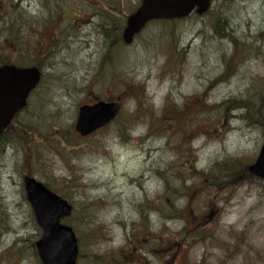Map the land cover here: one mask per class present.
<instances>
[{"label":"rangeland","instance_id":"obj_1","mask_svg":"<svg viewBox=\"0 0 264 264\" xmlns=\"http://www.w3.org/2000/svg\"><path fill=\"white\" fill-rule=\"evenodd\" d=\"M132 2L138 0H62L64 13H59L38 35L37 48L46 51L34 55L33 49L27 47L20 54L26 58L25 64L42 69L44 80L30 100V107L20 114V122L11 130L14 144L0 153V191L9 194L18 207L11 212L4 208L7 214L1 213L0 264H41L34 248L40 230L35 227L31 209L20 191L21 174L25 175L27 167L41 182L58 181L66 189L67 199L75 205L76 210L65 223L76 227L83 238L81 263L99 264L113 252L121 253L119 249L125 248L128 240L126 235L132 234L131 227L139 222L142 232L147 224L143 213L150 216L153 232L166 227L175 233L188 228L190 232L198 225V218L204 223L210 218L209 210L216 206V227L208 237L212 239L192 246L184 232L174 239L175 258L181 252V257H185L180 245H185L188 238L189 264H264V184L260 179L250 180L228 197L230 190L217 186L213 170L215 164L217 170L232 158L243 159L247 167L254 164L264 143V126L257 125L258 116L252 122L232 119L234 113L239 115L241 111L231 110L227 113L228 122L220 125L217 121L222 102L243 98L254 103L264 95V0H217L208 16L194 15L179 24H155L132 46L110 47L101 29V8L118 4L129 12ZM42 4L43 0H29L24 8L30 15L41 16L45 11ZM80 10L85 12L83 20H77L81 18L76 15ZM213 13L220 21L215 33L210 28ZM176 45L179 54L173 57ZM110 48L114 51L115 66L122 73L112 86L111 66L104 63ZM237 51L239 65L233 62ZM101 73L105 76L99 82ZM117 78L131 82V93L143 86L141 108H137L132 95H122L123 85L114 89ZM206 93L207 102L216 104V110L212 114L202 113V120H206L200 131L187 129L189 119L198 123L196 116L203 110L206 97L200 94ZM118 98L123 103L118 122L87 139L75 133L81 106ZM173 103L179 108L185 104L186 116L177 117L173 126L166 125L167 135L149 128V123L161 116L163 110L174 108ZM261 112L264 115L263 108ZM127 119L125 135L122 129ZM209 124L212 127L207 135L204 132ZM193 126L197 128L198 124ZM32 132L35 136L50 137L45 141L38 136L35 144L25 136ZM180 134L185 136L180 138ZM20 137L26 140L22 142ZM181 176L193 184L185 196L177 189ZM14 200L22 201L23 207ZM186 203L192 218L197 216L190 218L189 226H185L186 216L180 221L182 224L164 219L168 212L174 213V205L180 208ZM0 207L3 208L1 204ZM11 219L14 224L19 220L23 229L19 234L23 239L14 246V237L7 242L3 237L5 229L15 228ZM159 238L163 245L167 243L162 235ZM240 238L239 251L228 260V249L233 250ZM140 245L136 239L135 247ZM138 259L147 261L145 264H174L171 257L161 260L149 247L139 251L134 261Z\"/></svg>","mask_w":264,"mask_h":264},{"label":"trees","instance_id":"obj_2","mask_svg":"<svg viewBox=\"0 0 264 264\" xmlns=\"http://www.w3.org/2000/svg\"><path fill=\"white\" fill-rule=\"evenodd\" d=\"M60 0H43L42 7L45 10L43 15L41 16H34L30 15L26 12L25 8L23 7V4L25 0H0V64L2 65H8L11 64L10 60V54L9 50H15L16 53L14 54V60L22 65H29L32 63H26V58L24 56H20L22 52L27 51V47L31 50L33 49V54L37 55V52L39 51H46V49H40L38 50L37 44H40L39 40L40 38L38 35L46 30V28L49 27L51 23H53V20L56 16H60L61 12L64 13L63 7L59 4ZM113 11L105 10L103 8L102 10L106 14H101L102 18V24L101 29L103 31V35L106 39L109 41H106V44L109 45V43H112L113 45H118L121 43V30L126 23L127 17L129 13L122 12L121 7L119 5L114 4L112 7ZM115 12H118L119 15L113 14ZM60 13V15H59ZM212 14V13H211ZM176 24V23H173ZM220 25V21L216 22V13H213V23L210 26L211 30H214V33L216 31V27ZM60 28V27H59ZM59 32L56 33V36H58ZM27 35H31V37H27ZM225 37V36H224ZM34 39L35 43L31 40ZM175 52L177 48L175 47ZM179 53L173 54V57H177ZM33 55V56H34ZM110 55V52L107 56ZM33 61L34 59H31ZM31 62V61H27ZM16 64V63H15ZM114 75H116V71H114ZM222 80V79H220ZM130 81L126 79V81H123V92L122 95H132L133 100H136L138 103V109L142 107L143 105V86L139 88L138 90H135L134 92L129 91L130 87ZM121 95V93H120ZM185 108V107H184ZM184 108H178L177 106H170L166 110H163L162 115L159 116L156 119H153L149 123V128L152 130H156L157 133L163 135H167V126H173L176 123L177 117H183L186 116L187 111ZM264 109V95L261 96L257 102L244 100L243 98H234L233 102L227 101L222 102L219 104L218 109L219 112L217 115V121L220 122V125L224 122H228L226 120L227 113L231 110H241L243 114L240 116L242 119H246L248 122H252L253 119L259 118V124L260 126H264V115L263 112H261V109ZM213 108H209L207 106L204 107V111L206 113H213ZM168 113H171V117L168 118ZM203 113V112H202ZM128 119L123 125V133L126 135V129H127ZM196 130V128L194 129ZM205 134L209 135L210 131L206 130L204 132ZM35 136V133L32 132L30 135V138L33 139ZM46 136V134L41 135ZM172 136V135H170ZM168 137V139L173 140L171 137ZM184 134H180V138H182ZM29 139V140H31ZM185 143L187 142L184 141ZM31 144V142H29ZM220 167V168H219ZM217 170L214 169L216 172V184L219 187H222L224 189L230 190L229 196L231 197L235 191L237 190L238 186H240L242 183L250 182V180H256L253 176H251L247 171V166L244 163L242 159H231L229 162L225 161L222 165H220ZM174 215L172 216L174 219H180L182 216H184V209L183 208H177L176 205L173 206ZM143 225V224H141ZM205 225L201 224L198 226V233H202L199 235V239L195 240L197 237L193 236V243H202L205 244L207 242L208 238V232L204 228ZM204 232V233H203ZM207 235H206V234ZM134 238V239H133ZM139 238L133 234L132 237L128 240L127 246L125 245V248H120L121 253L118 251L113 252L106 258H102L104 262L99 261V264H132L129 261L130 257H134V255H127L126 249L130 248V252L133 253L135 249V240ZM175 239V238H174ZM169 240L166 244H162L160 246L159 250V256H161V260H164L166 257H171L173 259L172 262L174 264H189L188 259L186 257V254L189 253L190 248H187V242L185 245L181 244L180 247L184 249L185 257L182 258L180 253L178 258H175L173 252V247L177 246L175 244V240ZM237 244L233 246V250L228 249L227 253V259L231 260L234 255L239 251V244L241 243V238L237 240ZM172 243V244H171ZM166 245V246H165ZM172 251H166L167 249H171ZM159 249V248H158ZM206 261H203L198 264H205ZM94 264H96L94 262ZM221 264H225V262H222Z\"/></svg>","mask_w":264,"mask_h":264},{"label":"water","instance_id":"obj_3","mask_svg":"<svg viewBox=\"0 0 264 264\" xmlns=\"http://www.w3.org/2000/svg\"><path fill=\"white\" fill-rule=\"evenodd\" d=\"M212 1L142 0L141 7L128 20L123 40L131 45L135 36L152 20L186 18L196 8L198 14H204L208 12ZM40 79L41 73L37 68L0 67V136L18 111L26 106L30 93L37 87ZM120 109L117 102L83 106L79 111L76 131L87 137L115 120ZM250 172L264 180V145L256 163L250 167ZM25 185L37 222L44 229V236L37 243L42 263L77 264L78 239L71 228L60 223L63 218L71 215L72 206L35 179L28 177Z\"/></svg>","mask_w":264,"mask_h":264},{"label":"flooded vegetation","instance_id":"obj_4","mask_svg":"<svg viewBox=\"0 0 264 264\" xmlns=\"http://www.w3.org/2000/svg\"><path fill=\"white\" fill-rule=\"evenodd\" d=\"M5 150H6V147H5ZM9 203H10V204L13 203L12 199L10 200ZM9 208H17V207H16V205H11V206H9ZM215 216H216V210H215ZM208 223H210V222L208 221Z\"/></svg>","mask_w":264,"mask_h":264},{"label":"bare ground","instance_id":"obj_5","mask_svg":"<svg viewBox=\"0 0 264 264\" xmlns=\"http://www.w3.org/2000/svg\"><path fill=\"white\" fill-rule=\"evenodd\" d=\"M239 34H241L242 36H244V33L240 32ZM245 70H247L246 68H244Z\"/></svg>","mask_w":264,"mask_h":264}]
</instances>
